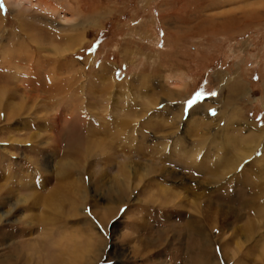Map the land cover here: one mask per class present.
Listing matches in <instances>:
<instances>
[{
	"label": "rangeland",
	"instance_id": "374dc122",
	"mask_svg": "<svg viewBox=\"0 0 264 264\" xmlns=\"http://www.w3.org/2000/svg\"><path fill=\"white\" fill-rule=\"evenodd\" d=\"M40 1L0 0V264H184L181 246L139 255L143 220L160 234L161 215L197 216L171 194L182 213L159 211L152 181L163 180L144 168L167 157L191 185L202 176L193 171L211 178L232 157L235 172L206 192L230 195L212 200L228 207L248 194L238 184L264 150L230 147L223 114L243 113L264 143V0ZM235 80L244 95L225 91ZM262 212L264 198L232 225L252 220L264 236ZM215 225L212 264H264L263 236H239L223 257L233 227ZM72 246L83 251L76 263Z\"/></svg>",
	"mask_w": 264,
	"mask_h": 264
},
{
	"label": "bare ground",
	"instance_id": "6f19581e",
	"mask_svg": "<svg viewBox=\"0 0 264 264\" xmlns=\"http://www.w3.org/2000/svg\"><path fill=\"white\" fill-rule=\"evenodd\" d=\"M17 1H21V2L26 1L30 5L34 4L33 0H17ZM40 4L43 6V3L41 1L39 3L34 4V6H36V5L40 6ZM43 9H45V8H43ZM228 90H230L235 95V97H236V95H244L246 93L245 86L236 80L233 83L228 84L226 86L225 91L227 92ZM203 109H201V107H196L192 110H193V113L195 112V114H196V113H204L205 110H203ZM226 111H231V110L226 108V110L224 112H226ZM223 115H224V120L223 119L222 120L224 122L223 123L225 126L224 128H226V131H227V134H225V136H226L225 140L230 145V147L233 146L235 148H238L239 150L242 149L243 151H246L250 155L253 154L252 152H255V150L258 149V147L260 145H262V149L264 150V143L260 141V139L262 138L261 132L257 131L258 128L255 130L256 127L253 128L250 124H248L243 113H240V114L225 113ZM199 118L200 119L194 120L195 125H200V123L201 122L203 123V121L205 119L202 116ZM206 123H207V121H206ZM205 125H207V124H205ZM211 125L212 124H209V127ZM201 126L203 127V125H201ZM240 127H241V129H240ZM164 128L165 127H162L158 133L163 132L167 129V127L165 128V130H164ZM186 130L189 131L187 128H186ZM210 130H211V128H210ZM210 130H209V132H210ZM244 130L248 131L249 135L243 134ZM201 132H203V130L200 131L199 128L196 127L195 134H202ZM204 132H208V131H204ZM262 133H264V130L262 131ZM217 136H218V134L215 135V137H217ZM170 137H172L171 134H170ZM202 137H204V136H202ZM215 137H213V138L215 139ZM158 139H160V140L164 139V141H162L160 143V145L163 147L166 146L165 143L169 140L168 137H165L164 135H163V137H158ZM172 139H173V137H172ZM214 139H212V140H214ZM160 140H157V141H160ZM201 141H203V140H200V142H199L200 144H201ZM210 142L212 144V141H210ZM203 143H204V141H203ZM205 143H206V141H205ZM206 144H205V146H206ZM196 145H197V143H196ZM213 146H214V143H213ZM205 150L206 149H204L203 151H205ZM198 151H199V149H198ZM198 151L196 152L197 154H198ZM199 153H200V151H199ZM244 155L246 156V154H244ZM250 155H248V157L252 156V155L251 156ZM231 156H233V155H231ZM220 157H219V159H220ZM226 157H227V155H226ZM238 157H240V156H238ZM238 157H237V159H238ZM165 158H167V157L161 158L162 163L158 164V166H154L153 164H152V166H150V165L149 166L147 165L148 167L145 166L144 175H143V178H147V179L150 178L151 179V177H153V178L157 177V178H161L163 180V182H160L159 180H155V179L153 181L151 180L152 181V188L156 189L155 195L164 199L162 201L164 206L158 207L159 211L160 210L161 211L166 210L168 212H173L174 210H176L181 214L183 210H181V212H180V209L178 207H180L182 205L177 203L176 206L177 205L178 206L176 207L174 204L176 203V201H175L176 197L178 198V197L182 196L186 200V203L188 204L187 206H190L192 209H194V211L197 213V216L189 215V217L186 219L185 224L180 225L179 223H177L176 219L171 220V217H172L171 215H168L167 217H165L164 215H161L162 218L159 217V219H158L159 221H156V224L158 225L157 228H159L158 232H160V234H155L156 232H153L154 228L150 224V222H147V220H143V222L141 221L143 223V226H142L143 231L142 232H144V233L140 237H138L141 244H142V246H141L142 249L138 250L139 255L145 256V255H149L152 253H157L158 252L157 248H160V247L163 248L165 245H169V246L172 245V247H178L177 250L173 251V253L179 254V253H177V251H180L179 246H181L187 255L186 257H184L186 259L185 263H187V264H212L209 257L211 256L214 258V255L212 254L213 251L211 249L213 247V250H214V247L217 243L214 244V240H213L214 237L212 238L211 235H209L207 232L212 233V231L215 230V229L212 230V228H214L216 226L215 223L219 224L220 227L223 226V227L229 228V227H233V225H232L233 221L240 222V221H243V219L246 217H248L250 219L252 213L255 210L256 205L264 198V165L262 164L264 162V160L261 158V160L258 161V163H261V167L254 166L255 168H250V169H247L246 172L245 171L241 172V175L244 172L248 174V171L250 170L248 176H245L243 178V182L238 184V185H241V187L248 189V194L245 195V193H244L245 196L244 195L240 196L241 199L238 200V202H236V204H232L233 207H228L231 205L225 206L224 203H222L223 205H221L219 203V202L224 201L225 200L224 198L220 199L217 195L213 196L212 193L208 194L209 192H206V190L209 188H208V186L207 187H205V186L210 185L212 183H219L221 180L224 179V177L226 175L232 173L233 171L235 172V170L238 167L236 165L237 164L236 160H232L231 159L232 157H230L229 159L227 158L229 161L227 163L224 162L227 160H224L223 161L224 164L221 163L222 165H220L219 168L217 169V173L212 175L211 178H208L207 176L204 175V173H206L207 170L200 171V172L193 171L196 174H201L202 175V176H200L201 179L198 180V176H197V182H193L191 185H188L185 183V181L183 179V177L185 176L184 174L180 173L181 175L180 174L178 175L176 173V171H174V169L172 170L171 167H169L170 169L167 167V164H169V166H170L171 162H169L170 160H168V159L164 160ZM198 158H199V156L197 155V159ZM222 158H221V161L223 160ZM224 158H225V156H224ZM234 159H236V157ZM195 163L197 164V166L199 164H201L200 162H197V161ZM217 163L219 164L220 162H217ZM175 166H177V165H175ZM206 169H207V167H206ZM194 177H195V175H194ZM168 178H171L173 182L175 181V183H177V185H174L172 183V187L167 186L169 183H171V181H169ZM193 179L191 178L190 180L193 181ZM149 182H150V180H149ZM169 185H171V184H169ZM234 185H231L230 187L233 188ZM176 186L179 189H181L182 193H181V191H179V189L176 188ZM146 187H147V185H146ZM152 188H150V189H152ZM204 188H206V189H204ZM223 189H226V188H223ZM170 194L175 198L174 204H172L173 201L171 199H173V197ZM119 196H121V195H119ZM150 196L152 197V194ZM150 196H148V198ZM207 196H208V198H207ZM121 197L123 200V196H121ZM165 197H167V198H165ZM215 197H217L219 199L218 200L219 202L217 201L219 204L214 203V201H212V200H217V199H215ZM232 197H233V195H232ZM161 198H160V200H162ZM153 199H152V201H153ZM232 199L233 198H231V196L229 195L224 202H226V204H227ZM147 200L150 201V199H147ZM220 200H222V201H220ZM148 201L146 203H148ZM183 203L184 202H182V204ZM155 204L156 203L154 202V205ZM228 204H230V203H228ZM260 215L263 217L264 212L260 213ZM175 217L177 218L179 216L176 215ZM249 219H247V221ZM164 221L167 222L168 224L161 226V227H164V229H160V227H159L160 222H164ZM177 228L178 229L180 228V230H178ZM221 231H223V230H221ZM230 231H232V234L229 233L230 234V236H229L230 238H228L229 240L226 239L227 241H224V243H223L224 251H225L224 255L222 254L223 257L228 256V254L226 253L227 249H225L227 247V243L229 244V246H233L235 250H240V243L234 241V240H237V238H239V236H245L246 237V236H249L251 234L249 239L254 238L256 235L263 236V234L261 233L260 226L257 223L255 224L252 220L243 223V226L241 229L237 228V226H236V227H233ZM154 236H158V240L157 241H150L149 239L153 238ZM221 237H222V233H219L217 236L218 240H221ZM261 240H264V238H262ZM160 241H162V242H160ZM177 243H178V245H177ZM234 244H235V246H234ZM68 248L66 249V253L71 255V257L74 259V263L78 262V258L74 257V255H81L83 251L78 249L77 246H72L69 249ZM143 252H145V253H143ZM174 256L172 258V261L174 262V264H176L177 260L174 259ZM231 257L232 256L229 255V258H231ZM247 258H248V256H247ZM242 259H243V257H242ZM263 259H264V256H263ZM119 260H121V259H119ZM52 261L54 263H56L57 255L52 256ZM218 261L219 260H217V262Z\"/></svg>",
	"mask_w": 264,
	"mask_h": 264
},
{
	"label": "snow or ice",
	"instance_id": "6c2138e0",
	"mask_svg": "<svg viewBox=\"0 0 264 264\" xmlns=\"http://www.w3.org/2000/svg\"><path fill=\"white\" fill-rule=\"evenodd\" d=\"M0 6H2V5H0ZM189 103L191 104V103H192V101H189Z\"/></svg>",
	"mask_w": 264,
	"mask_h": 264
}]
</instances>
